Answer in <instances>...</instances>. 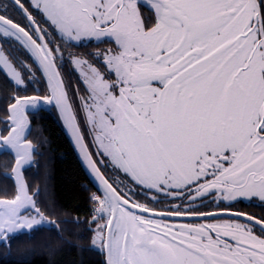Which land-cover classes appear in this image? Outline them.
<instances>
[{
    "label": "snow or ice",
    "instance_id": "obj_1",
    "mask_svg": "<svg viewBox=\"0 0 264 264\" xmlns=\"http://www.w3.org/2000/svg\"><path fill=\"white\" fill-rule=\"evenodd\" d=\"M42 113L91 185L74 214ZM0 153L6 253L23 236L99 264H264V0H0Z\"/></svg>",
    "mask_w": 264,
    "mask_h": 264
},
{
    "label": "trees",
    "instance_id": "obj_2",
    "mask_svg": "<svg viewBox=\"0 0 264 264\" xmlns=\"http://www.w3.org/2000/svg\"><path fill=\"white\" fill-rule=\"evenodd\" d=\"M44 117L37 124L33 122L31 136L46 140L40 149L43 153L41 164L47 165V184L54 199L72 214V206L79 205L81 209L87 207V195L91 191L89 179L79 165L71 142L54 113H42ZM5 155L0 153V160ZM10 172V168L0 167V188L11 186L12 182L4 173ZM28 178L35 183L38 172L35 167L26 170ZM35 240L41 244L46 239L43 232L35 234ZM25 237L14 240L12 249L6 253L0 248V264H99L102 257L94 250L86 246L83 251L69 246L58 249L50 255L43 247L29 250L27 245L21 242Z\"/></svg>",
    "mask_w": 264,
    "mask_h": 264
},
{
    "label": "flooded vegetation",
    "instance_id": "obj_3",
    "mask_svg": "<svg viewBox=\"0 0 264 264\" xmlns=\"http://www.w3.org/2000/svg\"><path fill=\"white\" fill-rule=\"evenodd\" d=\"M239 207H245L244 205H240Z\"/></svg>",
    "mask_w": 264,
    "mask_h": 264
},
{
    "label": "water",
    "instance_id": "obj_4",
    "mask_svg": "<svg viewBox=\"0 0 264 264\" xmlns=\"http://www.w3.org/2000/svg\"><path fill=\"white\" fill-rule=\"evenodd\" d=\"M66 132V131H65ZM67 134V133H66ZM68 136V135H67ZM69 138V137H68ZM69 140H70V138H69ZM73 147V146H72ZM74 149V148H73Z\"/></svg>",
    "mask_w": 264,
    "mask_h": 264
}]
</instances>
